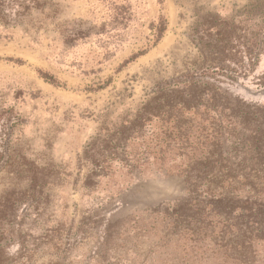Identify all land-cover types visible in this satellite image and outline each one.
<instances>
[{
	"label": "rangeland",
	"instance_id": "374dc122",
	"mask_svg": "<svg viewBox=\"0 0 264 264\" xmlns=\"http://www.w3.org/2000/svg\"><path fill=\"white\" fill-rule=\"evenodd\" d=\"M210 66L208 88L264 106V0H0V264H264L257 218L186 206L207 185L257 199L190 169L239 152L147 106Z\"/></svg>",
	"mask_w": 264,
	"mask_h": 264
},
{
	"label": "trees",
	"instance_id": "16d2710c",
	"mask_svg": "<svg viewBox=\"0 0 264 264\" xmlns=\"http://www.w3.org/2000/svg\"><path fill=\"white\" fill-rule=\"evenodd\" d=\"M220 69L217 66H210L201 69L199 75H189L187 79L183 78L181 81L173 78L165 82L157 88L147 106L151 111L160 112L159 119L163 122L173 123V125L183 114L194 116L201 113V117H205V120L209 117L215 121L212 122L215 123L212 128L214 144L230 142V147H233V150L238 151L240 155V160L236 162L238 169L233 168L235 158L221 156L212 158L206 155L196 157L197 161L190 168L195 172L194 177L197 180L207 181L208 184L220 182L217 186L218 190L224 187L223 183L234 188L247 187L249 191H253L257 199L254 197L246 199L241 206L233 207L234 197L216 192L206 183L203 186H207L200 193L196 189L191 190V195L193 194L194 197L187 198L186 206L188 199H194L204 207H211L215 203L217 209L226 218L238 219L243 216L247 218V222L250 216L257 218V222L251 221L250 227L247 228H251V231H261L264 230L262 225V222L264 224V195L260 192L264 189V106L249 103L219 88H208V85L201 81V78L207 77L208 72L216 74ZM171 142L173 140L167 141V143ZM222 160L227 163V167L223 173H220ZM214 164H219V171L211 175L208 167H213ZM237 208L239 214L235 210ZM255 226L256 229L253 228Z\"/></svg>",
	"mask_w": 264,
	"mask_h": 264
}]
</instances>
